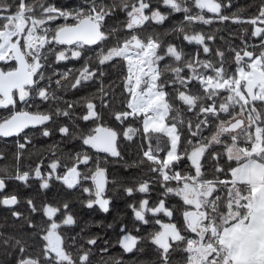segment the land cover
<instances>
[{
	"label": "snow or ice",
	"instance_id": "obj_1",
	"mask_svg": "<svg viewBox=\"0 0 264 264\" xmlns=\"http://www.w3.org/2000/svg\"><path fill=\"white\" fill-rule=\"evenodd\" d=\"M231 7L232 0H85L78 9L68 10L48 0H0V110L7 112L0 116V137L18 138L14 174H8L7 166L0 168V205L20 204L17 194L4 195L9 180L27 185L34 177L43 190L54 177L68 189L79 186L89 197L85 207L98 206L108 213L111 199L106 196L104 165L109 158L123 159L122 139H140L139 159L129 167H147L150 179L133 180L123 191L129 197L146 196L127 207L139 225L135 232L140 226L153 229L148 237L158 256L154 264H172L176 252L183 255L182 264H264V0L250 17L225 15ZM205 10L213 16H206ZM180 12L183 20L165 35L176 33V39L201 46L194 53L165 43L159 34H139ZM118 14L124 20L109 26ZM59 20L65 22L56 23ZM215 21L247 24L250 37L259 41L249 45L242 36L241 47L229 46L234 69L225 67V51L210 47L214 35L189 31L196 23ZM243 32L247 36L249 29ZM72 59L84 63L79 69L47 74L54 63ZM117 61L126 69L118 85L124 98L113 110L116 85L105 86L103 68ZM87 82L97 84L94 94L72 102L57 95V90H79ZM36 98L66 107L49 113L27 110ZM77 108L82 114L76 115ZM53 116L68 119L58 132L62 142L78 140L80 150L70 151L67 162L53 159L46 174L43 160L34 169L23 170L20 162L33 144L25 129L43 125L40 135L49 137L46 122ZM106 119L118 122V127L109 126ZM58 147L50 148L54 156ZM153 192L158 195L151 199ZM170 196L179 198V209L169 205ZM25 202L31 214L41 215V224L32 215L14 210L11 214L39 238L40 250L33 253L23 237L0 232V245L16 254L15 264H92L99 237L64 235V228L77 225L70 202L39 207L31 198ZM121 233L118 243L124 252H144L138 247L144 237L133 235L127 225H122ZM107 243L102 254L108 252Z\"/></svg>",
	"mask_w": 264,
	"mask_h": 264
},
{
	"label": "trees",
	"instance_id": "obj_2",
	"mask_svg": "<svg viewBox=\"0 0 264 264\" xmlns=\"http://www.w3.org/2000/svg\"><path fill=\"white\" fill-rule=\"evenodd\" d=\"M49 3L54 4L57 7L68 10H75L85 4V0H48ZM260 3V0H232V7L228 11H225V15H231L232 13H239L244 17H250L256 14V6ZM241 10H243L241 12ZM162 12H168L167 8H161ZM205 15L211 17L213 14L207 13L205 10ZM184 13H171L169 19L164 22L162 25H156L153 22L148 27L144 28L139 34L142 37H147L148 35L159 34V36L165 40V43L173 42L179 44L181 47H184L186 53L192 54L197 48L201 46L196 45L195 43L189 44L186 41H183L182 37L176 39V33H169L165 35L175 24L182 21ZM124 15L118 14L112 20L109 21V26H115L117 21H123ZM248 28L249 34L244 35L243 29ZM189 31L204 32L209 35H214V43H210V47L213 49L219 48L226 53V63L225 67L235 68L233 63V57L228 52L230 45L235 47H241L242 41L241 37L243 36L245 40L248 41V44L251 45L252 39L254 44H257L259 41L257 38H251L250 32L251 27L247 24L238 25L232 22H219L215 21L211 25H203L196 23L189 28ZM96 48V46H91ZM195 50V51H192ZM251 50V48L249 49ZM258 51V49H257ZM88 55H92L91 52ZM202 58H205L202 56ZM214 61L216 57H211ZM54 61V57H50V63ZM84 63L83 59L81 60H69L67 62L54 63L52 69L48 71L47 74H51L52 71L63 72L66 69H79ZM103 71L106 73L105 86L110 83H115L116 87L114 88L116 99L113 101V110H118L120 101L124 98L121 96L123 89L119 87L122 75L126 71L124 63L117 61L114 65H110L103 68ZM59 78V77H56ZM70 80L68 83H71ZM55 88V85H53ZM97 84L92 82H87L85 87L80 88L79 90L73 89H64L57 90V95L62 96L64 100L72 102L79 100L80 97L91 95L96 92ZM64 108L66 105L61 102L59 105L55 102H42L41 104L34 105L36 111L42 113L54 112L55 107ZM5 110H0V116L6 115ZM82 114V109H76V115ZM109 126L113 128L118 127V122L114 120L105 121ZM49 130L52 132V135L49 137H42L40 135V128L33 130V144L28 147V151L24 153V159L20 162L23 170L34 169L37 164L43 160L42 172L47 173L49 171L47 165L57 157L62 159V162H67V154L72 151L80 150V142L78 140H63L61 134L58 132V127L68 124L69 121L65 117H56L53 116V120L46 122ZM138 126V125H136ZM39 127H44L43 125ZM209 133H205L208 135ZM141 143L140 139H136L135 142L128 140H121L120 150L122 153L123 159L109 158L107 163L104 165L107 168V192L106 196L111 199L110 211L108 213H103L99 210L98 206H95L92 209L85 207V204L88 200L87 194L82 193L80 187L74 189H68L67 186L62 181H57L55 179L51 180V186L48 189L40 188V180L36 179L32 183H36L33 189H25L20 186L16 188L20 181L9 180L8 187L4 195L17 194L20 199V204L12 206L11 208L0 205V232L5 235L16 236L18 239L23 237L29 245H32L30 249L33 253H39L40 250V241L39 238L34 236L31 230L27 229V226L22 219H15L12 217V211H19L24 214V216L32 215V219L39 225L42 223V217L39 214H31L26 200L32 198L37 207L41 206L43 203H63L64 201L70 202L71 211L77 218V225L73 228H64L63 232L66 237L75 236L78 233L81 234L85 239L91 236H98L99 241L93 252L95 255L92 257V264H115L116 261L122 260L123 264H154L158 260L154 246L151 244L148 237V233L153 229L149 226L144 229V241L139 243L138 247L144 249V253H140L135 250L132 253H126L123 251V248L118 243L121 235L122 225H127L128 230L131 231L133 228L130 226L131 220V210L127 207L133 199L139 200L143 197L146 198L145 194L137 193L134 197H129L123 191L124 187L131 186L133 180L140 181L142 179H150L147 174V167L143 168H134L129 167L134 162H137L139 144ZM52 145H59L56 149L55 156L50 150ZM4 149V155L6 159L0 160V168L5 166L9 169V175L14 174L15 168V159L14 154L16 152V144L13 145H0ZM220 150V149H218ZM94 151V150H93ZM104 154H101L103 158ZM53 158V159H52ZM186 163V162H185ZM222 163H224L222 161ZM232 166H235V163L232 162ZM206 169L209 173L212 171V161L208 160L206 164ZM63 170L60 171L61 174ZM2 174V173H0ZM111 181H116L115 184ZM89 186V185H85ZM158 195V192H153L151 194V199H154ZM169 205L179 209L181 207V202L179 198L170 196ZM179 216V212H177ZM178 219V217H177ZM109 224L112 225L111 228L107 227ZM84 231L81 233V229ZM131 229V230H130ZM105 241H107L108 252L102 254L100 249L105 247ZM83 242V241H81ZM111 258V259H109ZM139 258V259H137ZM183 255L179 252H176L172 256V264H182ZM16 254L12 252L10 248H5L3 245H0V264H15ZM99 262V263H98Z\"/></svg>",
	"mask_w": 264,
	"mask_h": 264
},
{
	"label": "flooded vegetation",
	"instance_id": "obj_3",
	"mask_svg": "<svg viewBox=\"0 0 264 264\" xmlns=\"http://www.w3.org/2000/svg\"><path fill=\"white\" fill-rule=\"evenodd\" d=\"M227 11L229 12V10H227ZM250 44L251 45L254 44V40L253 39H252V41H251ZM65 47H67V46H65ZM29 103H30L31 106L28 107L27 110L32 111V112L35 113V112H38V111H36L35 107H33V106L34 105H37L38 103L41 104L42 101L39 98H36V99L30 101ZM19 107L23 109V108H25V105L20 104ZM40 113H42V112H40ZM39 126H41V125H39ZM39 126H37V127L36 126L35 127H30L29 129H25V133H27V132H34L33 130L38 129V128L42 129V127H39ZM23 135L24 134L22 133L21 136H23ZM17 139L18 138L17 137H14V136L13 137H6V138L5 137H0V145L1 146L2 145H5V144L6 145H13V143L17 144ZM19 142H23V140L21 139ZM0 153H3L4 154V149L2 147H0ZM130 218L132 220V222L130 224V226L132 228L139 226L138 224H134V222H133V213L132 212H131V217ZM148 227L149 226H140V231L138 233H139V235L141 237H143V235H144V229L147 230ZM137 259H139V258H137ZM95 264H97V262Z\"/></svg>",
	"mask_w": 264,
	"mask_h": 264
},
{
	"label": "rangeland",
	"instance_id": "obj_4",
	"mask_svg": "<svg viewBox=\"0 0 264 264\" xmlns=\"http://www.w3.org/2000/svg\"><path fill=\"white\" fill-rule=\"evenodd\" d=\"M207 16V15H206ZM65 21L64 20H59V21H57L56 23H64ZM53 27L55 26V24H53L52 25ZM249 26V25H248ZM250 27V26H249ZM61 49L62 48H64L65 46H59ZM87 47V46H86ZM183 48V50L184 51H186L185 49H184V47H182ZM192 51H195V50H193L192 49ZM69 61V60H68ZM61 62H67V61H61ZM43 130V128L42 129H40L39 131L41 132ZM27 134L29 135V136H31L32 137V139H33V137H34V132H27ZM53 159V158H52ZM63 172V171H62ZM59 174H61V173H59ZM62 175V174H61ZM53 179H54V177H53ZM34 180H36V178H34V177H30V179H29V181L27 182V185H25L23 182H21L20 184H18L17 186H16V188H19L20 186H22V187H24L25 189H33L34 188V186H35V184L36 183H32V182H34ZM63 182V181H62ZM40 183H41V181H40ZM50 186L52 185L51 184V180H50ZM32 199V198H31ZM178 217V219H179V216H177ZM135 228V227H134ZM134 228L130 231V232H132V234L133 235H138V236H140L139 235V233H137V232H135L134 231ZM123 235V234H122ZM122 235H121V237L120 238H122ZM143 237H144V235H143ZM143 241H144V239H143ZM141 243V242H140ZM139 245V244H138ZM122 247V246H121ZM135 251V250H134Z\"/></svg>",
	"mask_w": 264,
	"mask_h": 264
},
{
	"label": "water",
	"instance_id": "obj_5",
	"mask_svg": "<svg viewBox=\"0 0 264 264\" xmlns=\"http://www.w3.org/2000/svg\"><path fill=\"white\" fill-rule=\"evenodd\" d=\"M39 126V125H36V127ZM108 179V178H107ZM12 207V206H11Z\"/></svg>",
	"mask_w": 264,
	"mask_h": 264
}]
</instances>
